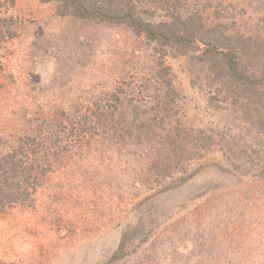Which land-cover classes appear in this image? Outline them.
<instances>
[{
  "label": "rangeland",
  "instance_id": "1",
  "mask_svg": "<svg viewBox=\"0 0 264 264\" xmlns=\"http://www.w3.org/2000/svg\"><path fill=\"white\" fill-rule=\"evenodd\" d=\"M142 3L143 20L167 22L163 3ZM172 4L206 25L252 28L264 38V0ZM59 7L0 0V17L12 21L14 34L0 44V138L17 139L37 126L36 157L47 161L25 204L22 196L0 212V262L264 264V134L232 103L210 106L209 58L199 79L190 80L186 58L167 52L181 96L173 123L201 129L212 146L159 181L163 169L153 161L162 148L125 135L133 119L125 99L151 80V50L125 24L63 17ZM150 94L154 102L158 92ZM61 109L64 126L43 129ZM125 233L129 254L117 260Z\"/></svg>",
  "mask_w": 264,
  "mask_h": 264
},
{
  "label": "trees",
  "instance_id": "2",
  "mask_svg": "<svg viewBox=\"0 0 264 264\" xmlns=\"http://www.w3.org/2000/svg\"><path fill=\"white\" fill-rule=\"evenodd\" d=\"M44 1L60 4L59 15L63 17L125 24L138 38L144 39L153 54L152 77L146 81L143 90L135 87V95L131 93V100L125 99L131 109L128 113L133 116L132 122L125 127V135L129 136L128 139H134L139 146H145L146 141L154 142L165 152L163 154L159 150V155L153 161L154 168L163 169L159 170V181L169 176L173 178L172 170H175V166L191 163L196 152L209 151L207 144L210 145L211 138L201 129L196 131L193 125L173 123L174 116L179 113L178 102L181 96L174 85L173 69L168 63L169 51H177L180 57L190 63L187 73L190 80L193 74L198 78L204 73L203 68H206L208 62L205 58H209L210 68H206L208 73L205 80L209 82L206 97L210 106L232 103L238 109L236 113H245V118H249L253 128L264 134V38H260L252 28L239 27L236 30L224 27L223 24L215 25L216 22L206 25L203 17L183 14L181 7L172 4L173 0H156L163 3L160 8L168 19L158 24L145 21L140 16L141 4L146 0ZM193 21L200 23L193 27ZM11 22L10 19L0 17V44L14 36ZM200 48H203V52L199 55L197 52ZM252 59L261 60L262 64L250 63ZM196 66L200 70H195ZM150 90L155 94L158 92L154 102ZM112 96L115 101L118 99L116 95ZM139 116L144 117L135 120ZM60 118H68L65 109L56 113L55 121L44 120L41 126L46 130H56L64 126ZM72 123H76L75 119ZM41 140V131L37 126L17 139L12 140L9 136L0 138V212L17 204L22 196L28 194L30 186L36 190L40 178L46 175L42 167L47 161L42 163V159L38 161L36 157L41 148ZM40 158L47 159V156ZM162 160L165 164L159 166ZM179 184L182 182L179 181ZM27 198L24 196V202L20 204H25ZM128 236L126 233L123 235L115 259L129 254Z\"/></svg>",
  "mask_w": 264,
  "mask_h": 264
}]
</instances>
